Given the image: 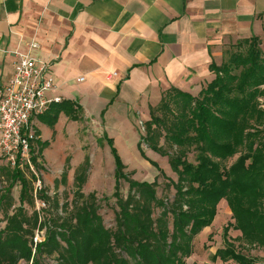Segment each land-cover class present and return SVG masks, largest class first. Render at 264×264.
I'll use <instances>...</instances> for the list:
<instances>
[{
	"label": "trees",
	"instance_id": "obj_1",
	"mask_svg": "<svg viewBox=\"0 0 264 264\" xmlns=\"http://www.w3.org/2000/svg\"><path fill=\"white\" fill-rule=\"evenodd\" d=\"M263 41L258 36L241 39L225 51L221 64L212 61L210 70L215 76L197 95L172 86L158 104L150 106L138 149L164 176L143 145L168 157L177 175V179L167 177L166 187L174 189L172 199L158 196L157 179L133 178L114 139L104 135L115 162L114 228L104 223L97 193L83 190L91 164L89 154L76 169L73 200L61 205L54 199L56 211L50 216L26 207L35 203L33 177L0 161V179L5 176L9 181L0 189L5 222L0 227V264H45L44 258L50 256L59 264H187L196 237L213 224L222 199L227 200L234 222L224 227L225 244L212 254V260L259 264L238 248L229 230H239L245 244L264 248ZM61 113L83 120L82 106L72 99L51 103L38 118L54 127ZM35 135L32 158L40 166L50 141L41 139L38 128ZM69 168L68 157L56 185L67 182ZM122 180L129 183L127 195L122 193ZM16 183L21 186L20 204L14 206ZM39 196L51 199L45 190ZM157 208L161 211L155 217ZM42 229L45 239L36 244V231Z\"/></svg>",
	"mask_w": 264,
	"mask_h": 264
},
{
	"label": "crops",
	"instance_id": "obj_2",
	"mask_svg": "<svg viewBox=\"0 0 264 264\" xmlns=\"http://www.w3.org/2000/svg\"><path fill=\"white\" fill-rule=\"evenodd\" d=\"M252 36L264 39V0H0V84L14 68L7 51L37 40L33 55L52 63L49 96L78 101L116 143L118 128L146 121L170 87L197 95L215 76L211 62ZM32 120L50 141L44 158L63 170L65 133L82 120Z\"/></svg>",
	"mask_w": 264,
	"mask_h": 264
},
{
	"label": "rangeland",
	"instance_id": "obj_3",
	"mask_svg": "<svg viewBox=\"0 0 264 264\" xmlns=\"http://www.w3.org/2000/svg\"><path fill=\"white\" fill-rule=\"evenodd\" d=\"M225 58V53H224ZM264 101V100H263ZM144 121L136 119V124L128 127H119L118 135H116L115 146L118 149V153L121 156L124 163L127 165L126 171L131 176L140 181H154L157 179L158 196L169 197L174 196V189L167 188L168 178L177 179V175L172 171L168 157L161 156L159 153L150 150L145 144L143 145L146 155L157 161L159 166L165 172L164 176L149 160L142 157L139 149L138 142L140 140V133L144 131ZM70 129V128H69ZM34 130L36 127L34 126ZM103 127L96 126L95 120L84 118L82 122L71 129V133H65L64 141H66L65 155L70 159V168L68 169V179L65 184L60 183L56 185V179H60L62 172L61 169H54L49 165L44 156L40 157V168L44 173V190L51 197L47 201V206L42 212L46 216H50L51 213H55V209L52 207L53 200L59 199L60 204L64 202H71L74 198V177L76 169L84 161L86 154L90 155L91 164L88 170V180L84 185V192L86 194L95 191L100 199V213L103 216L104 223L109 228H114L116 225L115 211L117 209L116 199L112 197L115 186V162L114 157L110 151V146L105 139ZM100 140L103 142L101 143ZM54 145V144H53ZM60 149L58 143L55 148ZM239 154L229 160V164L232 163ZM64 158V155L61 154ZM190 159L195 161V155L191 154ZM73 163V164H72ZM9 185V181L5 176L0 179V189L6 188ZM20 190L21 186L16 183L12 188V195L15 199L14 206L20 204ZM121 190L124 195L129 192V183L122 180ZM103 196H109V200L103 199ZM29 211L36 209V203L33 206L26 204ZM160 208L155 211V217L160 214ZM59 212L62 213V209L59 208ZM234 222L232 218V212L228 206L226 199H222L218 205V212L211 226L203 229V231L196 237L194 241V253L187 258V264H237L235 261L223 262L220 259L216 261L212 260V254L216 252L219 247H223L224 241V227L229 223ZM4 215L0 213V227L4 225ZM229 235L234 239L238 248L247 256L256 258L259 264H264V248L259 246H249L245 244L239 237L241 232L234 228L229 230ZM45 264H59L58 260L54 256L45 257ZM21 264H27L26 261H21Z\"/></svg>",
	"mask_w": 264,
	"mask_h": 264
},
{
	"label": "built area",
	"instance_id": "obj_4",
	"mask_svg": "<svg viewBox=\"0 0 264 264\" xmlns=\"http://www.w3.org/2000/svg\"><path fill=\"white\" fill-rule=\"evenodd\" d=\"M38 41L28 42L26 51H7L14 55V68L9 80L0 84V161L33 177L36 210L42 216L47 201L39 196L44 191V173L33 160L36 138L33 117L44 113L61 97L49 96L55 87L50 73L51 61L33 55ZM114 72L113 75H117ZM45 239V229L37 230L34 241Z\"/></svg>",
	"mask_w": 264,
	"mask_h": 264
}]
</instances>
